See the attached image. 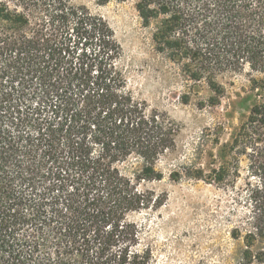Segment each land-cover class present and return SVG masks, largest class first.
Masks as SVG:
<instances>
[{"label":"trees","instance_id":"16d2710c","mask_svg":"<svg viewBox=\"0 0 264 264\" xmlns=\"http://www.w3.org/2000/svg\"><path fill=\"white\" fill-rule=\"evenodd\" d=\"M136 7L145 25L157 21V50L207 83L210 105L225 92L219 75L251 77L247 119L219 165L193 176L224 182L235 149L264 157V0ZM122 57L113 28L86 5L0 0V264H156L137 216L166 200L147 182L163 179L157 163L180 127L134 95ZM251 198L234 237L244 240L240 264H264V185Z\"/></svg>","mask_w":264,"mask_h":264},{"label":"rangeland","instance_id":"374dc122","mask_svg":"<svg viewBox=\"0 0 264 264\" xmlns=\"http://www.w3.org/2000/svg\"><path fill=\"white\" fill-rule=\"evenodd\" d=\"M70 1L86 5L107 20L122 46L121 65L129 88L180 127L176 149L157 163L163 179L147 182L166 200L159 209L137 216L145 226L144 240L152 246L156 264H240L244 240L234 233L247 226L251 194L264 185V157L250 148L241 153L235 149L224 182L193 175L199 168L208 175L219 165L215 160L219 148L232 141L247 119L250 103L246 100L255 97L248 71L219 75L225 92L217 105H210L214 93L207 83L190 80L179 63L157 50L153 38L157 21L144 24L137 0ZM174 172L180 174L177 180L171 176Z\"/></svg>","mask_w":264,"mask_h":264}]
</instances>
